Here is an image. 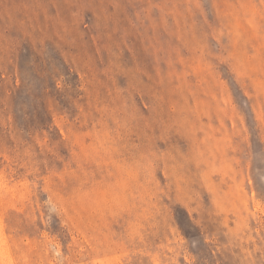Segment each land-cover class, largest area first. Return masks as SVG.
Here are the masks:
<instances>
[{"label": "rangeland", "instance_id": "1", "mask_svg": "<svg viewBox=\"0 0 264 264\" xmlns=\"http://www.w3.org/2000/svg\"><path fill=\"white\" fill-rule=\"evenodd\" d=\"M0 264H264V0H0Z\"/></svg>", "mask_w": 264, "mask_h": 264}]
</instances>
